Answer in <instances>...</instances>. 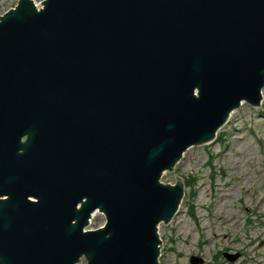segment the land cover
Returning <instances> with one entry per match:
<instances>
[{
    "label": "water",
    "instance_id": "obj_1",
    "mask_svg": "<svg viewBox=\"0 0 264 264\" xmlns=\"http://www.w3.org/2000/svg\"><path fill=\"white\" fill-rule=\"evenodd\" d=\"M41 4L0 16V264H159L162 174L261 105L264 0Z\"/></svg>",
    "mask_w": 264,
    "mask_h": 264
},
{
    "label": "rangeland",
    "instance_id": "obj_2",
    "mask_svg": "<svg viewBox=\"0 0 264 264\" xmlns=\"http://www.w3.org/2000/svg\"><path fill=\"white\" fill-rule=\"evenodd\" d=\"M41 8L43 0H32ZM18 0H0V16ZM259 107L245 102L218 132L217 141L188 148L161 181L184 187L178 213L161 223L159 264H264V88ZM193 177V179H192ZM184 183V182H183ZM87 229L101 227L104 215L92 214ZM229 257H234L232 261ZM77 264H86L80 258Z\"/></svg>",
    "mask_w": 264,
    "mask_h": 264
},
{
    "label": "trees",
    "instance_id": "obj_3",
    "mask_svg": "<svg viewBox=\"0 0 264 264\" xmlns=\"http://www.w3.org/2000/svg\"><path fill=\"white\" fill-rule=\"evenodd\" d=\"M192 179H193V177H192ZM193 180H194V179H193ZM192 186H193V184H192L190 178H188V179L185 181V187L188 188V187H192Z\"/></svg>",
    "mask_w": 264,
    "mask_h": 264
},
{
    "label": "bare ground",
    "instance_id": "obj_4",
    "mask_svg": "<svg viewBox=\"0 0 264 264\" xmlns=\"http://www.w3.org/2000/svg\"><path fill=\"white\" fill-rule=\"evenodd\" d=\"M35 5H36V4H35ZM232 112H233V111H232ZM231 115H232V113H231L229 116L231 117ZM230 117L228 118V121H229ZM228 121H227V122H228Z\"/></svg>",
    "mask_w": 264,
    "mask_h": 264
}]
</instances>
